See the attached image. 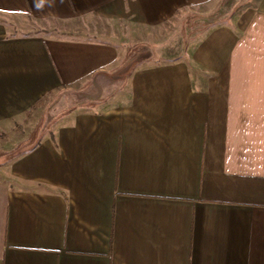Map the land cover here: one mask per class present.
I'll return each instance as SVG.
<instances>
[{
    "label": "crops",
    "instance_id": "0c3cea01",
    "mask_svg": "<svg viewBox=\"0 0 264 264\" xmlns=\"http://www.w3.org/2000/svg\"><path fill=\"white\" fill-rule=\"evenodd\" d=\"M232 2L0 0V18L77 35L0 21V137L20 153L0 164V264H264V0ZM217 3L228 18L157 64L111 36ZM74 91L125 97L16 131L53 94L70 115Z\"/></svg>",
    "mask_w": 264,
    "mask_h": 264
},
{
    "label": "rangeland",
    "instance_id": "374dc122",
    "mask_svg": "<svg viewBox=\"0 0 264 264\" xmlns=\"http://www.w3.org/2000/svg\"><path fill=\"white\" fill-rule=\"evenodd\" d=\"M230 3H233L232 0H229ZM228 4V5H229ZM227 4H215L212 8L208 9L203 13H195L190 12L187 15H182L179 18H176L173 21H170L162 29L156 31V33L150 34L147 37H143L142 33L139 31L132 32L127 27L121 26L118 30L112 28L111 36H113L117 41L121 42V44L125 45L123 48L125 51L128 50L129 45L131 55L133 58L140 57V60H144L147 57L148 64H157L156 62L159 60V54H156L155 51L162 46L165 50L168 48L167 45L171 40L176 41L180 46H185L186 42L191 43L201 34V31L213 26L215 24H219L223 22L226 18H228V8L226 12ZM188 18V19H186ZM0 21L5 23L11 35L14 36H23L35 34L39 36H52V37H64V38H76L77 35H70L68 33L61 34L53 29H47V24L41 21H35L28 17H4L0 18ZM191 25V26H189ZM108 28L102 27L101 31H104V34L108 33ZM127 31V32H126ZM167 41V42H166ZM165 42V43H164ZM168 50V49H167ZM171 50V48H169ZM57 95V96H56ZM67 96V100L65 104H67L68 112L70 115H62L60 112L61 107L63 106L64 99H62V95L53 94L51 97L47 98L46 101L41 103L36 109L30 112L28 115H25L26 120L21 125L22 127L17 129L16 131L20 133L21 137L26 138L29 137L33 132L34 136L38 137L42 134H47L54 127L51 125L55 120V112L58 116L61 114V117L64 116L71 118L73 115H76L80 112L87 110H102L113 104H116L121 99L125 97V95H121V99H113V97H108L106 94L101 96V102L97 103L95 107H93L90 102L92 101V97L88 95L85 91L83 93L80 91L79 93H70ZM57 99L58 102L56 101ZM103 100V101H102ZM58 106V107H56ZM56 107V108H55ZM60 112V113H59ZM43 124L44 127H41ZM52 127H49V126ZM41 127V131H40ZM10 139H2L0 137V164L9 159V155L3 154L4 151H7L11 148L12 143L15 142L12 134L10 135ZM11 155V154H10ZM8 162V161H7Z\"/></svg>",
    "mask_w": 264,
    "mask_h": 264
},
{
    "label": "trees",
    "instance_id": "16d2710c",
    "mask_svg": "<svg viewBox=\"0 0 264 264\" xmlns=\"http://www.w3.org/2000/svg\"><path fill=\"white\" fill-rule=\"evenodd\" d=\"M130 47H131V46L129 45V48H128L127 53H126L127 58H128V57H129V58L132 57V55H131V51L129 50ZM33 109H35V108H33ZM33 135H35V134L33 133ZM33 135H30L29 138H32ZM33 148H34V145L32 146L31 149H33ZM3 154H5V155H9V156H10L9 159H6V161H8V160L11 159L12 156H17V154H20V153H19L18 147H11L9 150L4 151ZM10 154H11V155H10ZM6 161H5V162H6Z\"/></svg>",
    "mask_w": 264,
    "mask_h": 264
}]
</instances>
